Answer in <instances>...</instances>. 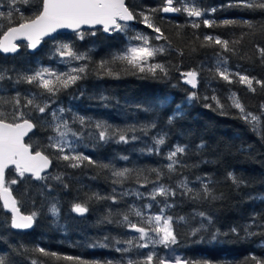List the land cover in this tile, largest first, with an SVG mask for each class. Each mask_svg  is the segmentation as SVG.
I'll use <instances>...</instances> for the list:
<instances>
[{
	"label": "trees",
	"instance_id": "1",
	"mask_svg": "<svg viewBox=\"0 0 264 264\" xmlns=\"http://www.w3.org/2000/svg\"><path fill=\"white\" fill-rule=\"evenodd\" d=\"M126 1L136 15V24L127 33L115 32L109 36L100 29L84 30L82 40L77 34H61L45 40L36 54H30L26 44L20 45L21 52L15 56L0 53V70H7L8 76L15 77L17 73L59 65L52 56V43L72 44L76 51L88 55L87 61H81L88 65V73L76 85L60 92L55 101L71 110L67 111L70 120L77 115L92 124L102 121L116 129L134 128L135 131L129 132L128 136L137 137L136 140L130 139L129 143H118L116 138L96 142L87 135L91 130L89 127L80 140L83 146L79 152L97 164L134 170L123 185L112 183L109 170L92 165L70 168L67 162L54 158L48 174H62L67 188L52 179L35 181L26 176L19 180L15 171L10 170L7 180H19L12 185V191L21 200V211L24 214L38 211L40 214L32 232H17L9 226L11 215L0 202V256L6 257L8 264H31L33 260L36 264H69L51 255L25 251L41 247L59 256L69 255L90 262L99 261L100 264L106 261L126 264L129 258L147 254L136 253L134 249L129 253L116 251L127 247L123 243L117 244V240L124 241L134 236L133 231L117 222L121 219L117 213L127 212L132 205L141 207L134 196H121L120 193L132 190L149 192L152 185L141 187L135 170L160 169L163 172L160 182L173 187L184 177L197 190L200 185L196 177L210 180V188L217 197L192 199L181 195L178 190L175 196L167 199L171 205L167 215L172 216L175 222V249L182 258L200 264L204 261L208 264H257V261L264 264V227L256 226L264 225V123L254 129L252 124L242 119L229 99L235 93L246 112L257 116L262 114L264 86L255 81L264 82V56L259 51L264 49V10L240 6V0H196L202 10H208L204 16L196 18L188 17L183 11L166 14L160 10L165 0ZM8 4L9 0H0V11H9ZM16 7L26 16L31 14V5L17 4ZM212 8L216 11L211 12ZM141 12L148 15L151 23L163 33L159 42L165 46V51L157 54L154 63L163 64L167 76L159 72L156 76L132 74L123 71L122 65H114L121 73L118 79L98 76L96 65L124 51L134 33L144 32L152 37L159 35L143 22L139 15ZM15 19L18 21L19 14H15ZM203 19L214 20L216 24L206 27ZM224 20L236 23L224 25ZM245 21L250 22L251 27ZM194 22L200 27H192ZM92 32L95 35H91ZM206 35L230 41L229 46L234 51L223 52L222 55L227 59L230 73H233L231 83L215 75L216 54L222 49L205 41ZM192 70L199 73L194 89L185 83L182 76V73ZM235 73L253 79L254 91L240 83ZM17 90L22 94L37 91L32 85L0 81V95L10 97ZM192 93H196V98L189 100ZM212 96L217 97L223 108L216 106ZM146 108L151 110L145 111ZM153 123L155 127H149L145 133L143 127ZM72 126L80 129L79 124ZM51 134L50 130L38 125L27 143L33 145V151L44 150L45 154H50L51 150L45 149L44 145ZM159 135L165 137V144L156 146L158 153L149 151L154 148V138ZM176 145L186 149L179 157L183 166L176 173H168L166 156ZM124 156L128 159H121ZM229 173L237 177L238 185L233 183ZM148 178L155 180L156 174L148 171ZM46 184L51 186V191L45 187ZM25 190L27 195L21 196ZM92 193L101 197L116 195L117 203L111 199L88 200ZM159 200L164 205L165 198L159 197ZM84 201L88 207L84 215L72 211L74 203ZM52 203L59 208L56 218L48 211ZM110 212L111 222L105 219ZM201 212L211 218V224L202 220L198 215ZM179 217L185 220L180 221ZM130 219L137 220L135 216ZM201 222L205 227L192 235L191 230L198 228ZM249 225L251 227H247ZM233 228L237 231L233 232ZM246 228L255 235H247Z\"/></svg>",
	"mask_w": 264,
	"mask_h": 264
},
{
	"label": "snow or ice",
	"instance_id": "2",
	"mask_svg": "<svg viewBox=\"0 0 264 264\" xmlns=\"http://www.w3.org/2000/svg\"><path fill=\"white\" fill-rule=\"evenodd\" d=\"M17 4L31 5V14L25 15L21 12L20 8L16 7ZM174 0H165L164 6L161 11L165 13L170 12H185L188 17L200 18L204 16L205 11L202 10L197 4L196 0H181V7H174ZM231 6V5H230ZM240 6L246 8H259L264 10V0H240ZM9 11H0V52L3 53H16L20 47L16 43L19 39L26 40L27 47L35 49L41 40L46 36H51L59 29H71L76 32L79 39H84L85 33L79 31L83 25L96 26L101 25L103 31L108 32H124L127 27V22L136 18V15L126 5L125 0H9ZM153 11H156L153 9ZM215 12L216 9H210ZM15 14H19L18 21L15 19ZM143 17V22L148 28H152L156 33H159L155 39L163 38V33L159 27H156L150 21V17L143 12L139 13ZM124 22V23H121ZM203 24L206 27H213L216 22L214 20L203 19ZM234 20H224V25L235 24ZM247 26L251 27V23L244 22ZM192 27L199 28V23H193ZM91 35H95L92 32ZM131 39L139 41V44L130 45L124 51L114 55L110 60H101L95 68L98 76H108L119 78L120 71L114 68V65H122L123 71L131 72L132 74H151L156 76L157 72L167 76V70L163 64L150 62L158 53L165 51L164 47H152L149 42V37L143 34H137ZM204 40L210 44L219 45L222 49L221 53H217L216 64L214 67L215 75L219 76L224 81L232 82L230 73L227 67V59L223 57V52L234 51L230 48V41L221 39L219 36L213 37L210 35L204 36ZM261 56H264V49H259ZM183 53L181 52V55ZM55 55L61 58V62L72 65L73 62L87 61L89 59L86 53H80L75 50L72 44L61 43L55 49ZM212 71V69H210ZM88 73V65L82 64L77 66H70L66 71H56L52 68L41 67L31 72L17 73L15 77L7 75V70H0V81L12 80L14 84H28L32 85L37 91H27L21 93L19 90L15 94L6 97L0 95V202L2 208L11 213L10 227L13 229H29L33 226L36 218L40 214L38 211H32L29 214H23L20 209L21 200L13 195L12 185H16L19 180H23L26 174L30 179L36 181H47L49 179L55 180L67 188V184L63 182V175H51L47 173V169L51 166L53 158L67 162V167L79 168L81 166H97L101 169H106L111 172L113 177L112 183L123 185L126 180L133 173V169L122 168L117 169L110 164H97L91 157L84 155L82 152L77 151L79 141L85 136V130L89 127L90 131L87 132L88 137L96 142H108L114 138L117 142L129 143L131 140H136V136L129 138L128 133L134 132V128L129 129H116L102 121H96L94 124L83 116L73 115L71 122L66 118V110L63 107L52 108L55 103V98L62 91H65L72 86L76 85L77 81L83 79ZM185 77V83L191 85L193 88L197 87L198 71L192 70L182 73ZM239 77V82L246 84L249 89L253 90V79L247 75L235 73ZM255 83L264 86V82L256 80ZM196 98V93L189 96V100ZM101 99H106L101 97ZM208 99V97H205ZM211 99L216 102L218 108H223V105L216 96ZM231 105L239 110L242 119L253 128L259 127L261 120L260 117L246 112L244 106L241 104L235 93L229 97ZM211 107V105H208ZM150 111V108L144 109ZM36 121L35 123L33 121ZM171 122V118L170 121ZM79 124L80 129H74L72 125ZM48 129L51 135L46 138L44 148L51 150L50 154H45L44 150L33 151V145L25 143L24 138L37 128ZM149 127H155V124L145 125L143 130L147 132ZM165 137L159 135L154 138V148L149 151L155 150L159 152L156 146L164 145ZM203 147V145H200ZM184 146L176 145L173 150L169 151L166 159L168 161L165 166L168 173H176L178 168L182 167V161L179 159L185 153ZM121 159L127 160L128 157L124 156ZM9 166L14 167V171L18 179H6V169ZM148 171L156 174L155 180L148 178ZM137 183L141 187H146L148 184L152 185L151 191L147 194L139 191L121 192V196L135 195L138 199H143L147 195L151 200L164 197V207L159 210V214H151L145 210L151 209L152 205L147 204L141 207L132 205L127 212L117 213L121 217L118 223L122 224L129 230L137 233L131 239L124 241L117 240V244H126L127 247L117 248L116 251L122 253H129L133 249H145L163 245L165 248H170L171 245L177 243V236L174 230V219L170 215H166V209L171 207L167 203L169 197H173L180 191L181 195L189 196L192 199H216L213 191L210 188V180H205L201 177H196L199 182V189L197 190L187 177L180 179L175 187L161 183L163 172L160 169L151 170H135ZM234 184H239L240 181L237 177L228 174ZM51 191L50 185H45ZM116 189H113L115 193ZM25 190L21 196H26ZM91 199H111L113 203H117V196L112 195L109 197H101L98 193H92L88 197ZM52 216H59V208L56 203H52L48 208ZM72 211L83 215L88 211L87 201L74 203ZM198 215L202 220H207L209 224L212 223L211 218L201 212ZM109 217L105 219L110 220ZM135 216L137 220L134 222L130 217ZM184 221V217L178 218ZM255 224V219H253ZM257 227H264V225H256ZM205 227L201 222L198 228L191 230L192 235H196L201 229ZM251 227V225L247 226ZM233 232L237 230L232 229ZM247 235H255V233L247 231ZM215 238V236L213 237ZM25 251H35L45 256H53L57 260H64L69 264H100L99 261H87L74 256H59L55 252H47L44 248L36 247L35 249H25ZM255 259V258H254ZM0 264H8L6 257L0 256ZM31 264H36L33 260ZM105 264H113L112 261H106ZM120 264V262H117ZM126 264H200V262L187 261L179 255L176 256H159L155 251H150L147 254H142L138 258H129ZM203 264H208L204 261ZM257 264L262 262L257 261Z\"/></svg>",
	"mask_w": 264,
	"mask_h": 264
},
{
	"label": "rangeland",
	"instance_id": "3",
	"mask_svg": "<svg viewBox=\"0 0 264 264\" xmlns=\"http://www.w3.org/2000/svg\"><path fill=\"white\" fill-rule=\"evenodd\" d=\"M175 5H177L176 7H181L182 6L181 0H174L173 6H175ZM170 13H175V12H170ZM131 26L132 25H127L126 30L124 32H118V33H127V31L130 30ZM113 33H115V32H113ZM137 34L146 35L144 32L137 31L136 33H134L133 37L135 35H137ZM146 36H148V35H146ZM156 36L157 35H155L153 37L152 36H148L149 37L150 45L152 47H161L162 46V47L165 48V46L159 42L160 39H155ZM139 43H140L139 41H136V40H133V39L129 38V44H128V46H130V45H136V44H139ZM59 44H61V43L60 42H56V43L53 42L52 43V46H54V49L52 51V56H53V58H55L57 60V62H58L59 65L50 66L48 68H52V69H54L56 71H66L68 69V67H70V66L82 65L81 61H79V62H73L72 65H68V64H65V63L61 62V58L59 56L55 55V49H56V47ZM156 56L150 62H155L154 60H155ZM58 104L59 103L55 101V103L52 105V108H58V107L65 108L64 105H62V104H59L58 105ZM65 116H66V118H69L70 117L69 114L67 113V111L65 112ZM259 117H260L261 123H264V106L262 107V114ZM69 120H70V118H69ZM70 122H71V120H70ZM80 146H83V145L79 141V147L77 148V151H80L79 150ZM135 191H139V192L145 193V194L148 193V192L146 193V192H144L142 190H132L131 192H135ZM132 196H134L136 198L137 205L143 206V205L151 204L152 205L151 209L145 210L146 212H150L151 214H159V210L162 207H164V205L161 204V202L159 200V196L156 198V200H151L147 195H145V197L143 199H138L134 194ZM167 211H168V208L166 209V212H165L166 215H167ZM136 235H138V234L134 232V236H136ZM134 250H135L136 253H140V252H146V253H148L150 251H155L158 255L165 256V257H168V256H176V255L181 256L177 252V250L175 249V245H171L170 248H165L163 245H157L154 248L150 246L149 248H145V249H134Z\"/></svg>",
	"mask_w": 264,
	"mask_h": 264
},
{
	"label": "water",
	"instance_id": "4",
	"mask_svg": "<svg viewBox=\"0 0 264 264\" xmlns=\"http://www.w3.org/2000/svg\"><path fill=\"white\" fill-rule=\"evenodd\" d=\"M125 3H126V5H127V1H126V0H125ZM166 14H167V13H166ZM121 23H124V22H121ZM127 24H132V25L136 24V19H134V20H132V21H128ZM98 28H101V29L103 30V27H102L101 25H96V26L83 25L79 31L86 30V29H88V30H94V29H98ZM103 33L106 34V35H112V32H108V33H106V32L103 31ZM61 34H76V32H74V31L71 30V29H59L56 33H53L51 36H46V37H44V38L41 40V43H40L35 49H32V48H29V47H28V51H29V53H30V54H36V53L39 52V50L41 49V47H42V45H43V42H44L45 40H47V39H52V38H54V37H56V36H58V35H61ZM16 43H17L18 45H20V44H23V43H26V44H27L28 42H27L26 40H24V39H19V40L16 41ZM20 52H21V46L19 47V49H18V51H17L16 53H3V52H0V53H1L2 55H4V56H15V55L19 54ZM182 76H183V75H182ZM183 77H184V76H183ZM191 87H192V86H191ZM192 89H194V88L192 87ZM35 130H36V128L33 129V131L30 132V133L24 138V142H25V143H26V140L30 137V135H31ZM52 165H53V164H51V166L47 169V173H49V172L51 171V169H52ZM10 169H14V167H13V166H9V168L6 169V178H7V172H8ZM26 176H29V175L26 174ZM13 195H14V194H13ZM5 211L11 215L10 212H8L7 210H5ZM21 212H22V211H21ZM22 213H23V212H22ZM23 214H24V213H23ZM84 214H85V213H84ZM84 214H83V215H84ZM79 215H80V214H79ZM34 228H35V222L33 223V226H32L31 228H29V229H13V230H15V231H17V232L29 233V232H32V231L34 230Z\"/></svg>",
	"mask_w": 264,
	"mask_h": 264
}]
</instances>
